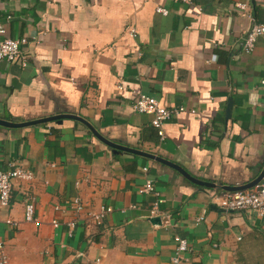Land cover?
Instances as JSON below:
<instances>
[{
	"label": "crops",
	"instance_id": "crops-1",
	"mask_svg": "<svg viewBox=\"0 0 264 264\" xmlns=\"http://www.w3.org/2000/svg\"><path fill=\"white\" fill-rule=\"evenodd\" d=\"M0 24L28 41L24 66L0 64V119L76 115L205 183L241 186L263 169L264 45L245 54L242 42L264 24V0H0ZM139 94L185 108L163 138L133 111ZM12 163L34 179L14 181L0 210L6 264H169L176 236L188 241L182 264H264V216L214 209L226 191L114 153L79 121L0 127V169ZM147 179L157 195L138 192ZM29 200L39 226L24 219Z\"/></svg>",
	"mask_w": 264,
	"mask_h": 264
},
{
	"label": "built area",
	"instance_id": "built-area-1",
	"mask_svg": "<svg viewBox=\"0 0 264 264\" xmlns=\"http://www.w3.org/2000/svg\"><path fill=\"white\" fill-rule=\"evenodd\" d=\"M157 13L167 14V10L163 7L156 8ZM9 20L10 17L8 16ZM130 37H135L136 31L131 28L129 30ZM263 39L264 45V24H254L245 36L242 42V51L245 54H250L254 51L258 39ZM28 43L26 38L12 39L7 37L5 27L0 24V64L3 62H15L17 60L23 61V49ZM264 60V57H263ZM24 66V61L22 62ZM262 79L260 84L264 86V62L261 69ZM122 89L121 86H118ZM132 109L134 112L139 114L149 115L151 117L150 124L153 128L157 130V134L160 138L164 137V125L172 117L177 116L185 112L184 107H172L167 108L160 104V102L144 94H139L135 99ZM192 114L195 113L194 110L190 111ZM146 172L147 169L144 168ZM34 179V174L31 171L25 170L15 164H10L8 169H0V210L5 209L9 205L11 189L14 181H32ZM140 194H154L157 195L154 184L152 180L147 179L145 184L141 186L138 190ZM74 206L76 210H81L82 207L78 200L74 201ZM212 204L219 208H222L230 212H240L243 210L253 211L258 217L264 216V179L255 185L254 187L237 191V192H224L220 195L215 196L212 199ZM111 211L110 208H102L100 212L91 215L94 223L97 227L102 225L103 219L107 213ZM152 215L158 213L157 204L151 211ZM24 219L26 222L33 223L35 226H39V221L35 218V206L34 201L29 200L25 204L24 209ZM8 224L13 226L16 223H11L7 221ZM53 225L56 222L53 221ZM175 247L172 256L170 257L169 264H182L183 255L188 251V241L185 238L176 236L174 238ZM7 257L3 252V247L0 244V264H6Z\"/></svg>",
	"mask_w": 264,
	"mask_h": 264
},
{
	"label": "water",
	"instance_id": "water-1",
	"mask_svg": "<svg viewBox=\"0 0 264 264\" xmlns=\"http://www.w3.org/2000/svg\"><path fill=\"white\" fill-rule=\"evenodd\" d=\"M229 106L226 109V118H228L230 116V111H229ZM64 119H71V120H76L81 122L82 124H84L86 127H88L90 129V131L92 132V134L102 143H104L106 146H108L110 149H112V152L114 153H119V151L121 152H126V153H131L134 155H139V156H144V157H148L151 158L157 162H160L172 169H174L175 171H177L180 175H182L183 177H185L186 179H188L189 181H191L192 183L195 184H199V185H203L206 187H211V188H219L222 189L226 192H237V191H242V190H247L250 189L252 187H254L255 185H257L258 183H260L263 179H264V167L263 169L260 171L259 175L251 182L245 184V185H241V186H236V187H232V186H226V185H216L213 183H205V182H201L195 178H193L192 176H190L185 170H183L180 166L175 165L173 163H170L164 159L155 157L153 155L144 153L142 151H138L132 148H129L121 143H118L116 141H112L109 140L107 138H105L103 135H101L98 131H96L88 122H86L84 119H82L79 116L76 115H69V114H59V115H52V116H48V117H43L40 119H36L33 121H26V122H10V121H6V120H2L0 119V127H4V128H23V127H28V126H33L36 124H43V123H49V122H62ZM212 207L214 209H218L216 206L212 205Z\"/></svg>",
	"mask_w": 264,
	"mask_h": 264
}]
</instances>
